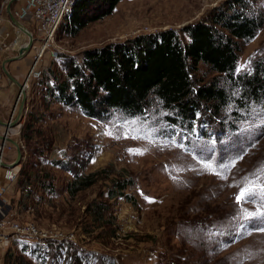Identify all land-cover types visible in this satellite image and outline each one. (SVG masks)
I'll use <instances>...</instances> for the list:
<instances>
[{
  "label": "rangeland",
  "instance_id": "rangeland-1",
  "mask_svg": "<svg viewBox=\"0 0 264 264\" xmlns=\"http://www.w3.org/2000/svg\"><path fill=\"white\" fill-rule=\"evenodd\" d=\"M226 1L122 0L111 15L90 23L76 35L67 33L63 23L38 67L45 65L47 69L57 61L54 52L80 57L85 49L140 34L169 28L181 31L185 25L204 19L212 8L223 6ZM9 2L0 0V52L2 58L5 55L4 59L17 55L12 50L13 54L8 55L5 50V46L16 39L17 31H20L23 42L29 40V36L11 20L7 12ZM25 2L17 0L12 3L17 19L16 10ZM249 6L264 14V0H250ZM23 24L32 36L39 37L29 23ZM40 46V41L34 40L28 54H34L35 58ZM262 55L264 26L251 41L243 44L237 69L246 66L239 72L250 70L254 59ZM200 73L205 77L212 75L203 64ZM5 78L4 72L2 81ZM38 79L32 77L33 81H30L33 94L20 132L15 136L21 138L27 113L33 111L39 122L34 127L38 131L33 135L36 143L30 147L46 145L47 148H41L44 151L39 156L30 153L27 160L34 161L36 168L49 171L56 189L52 195L36 194L35 201L41 200L36 201L39 209L35 211V207L28 211L11 201L12 212L17 211L15 221L34 225L39 234L37 238H26L7 230L12 240L5 248L3 264L11 253L22 256L29 264H68L65 259L71 249L66 245L68 242H73V250L79 251L83 264H88L89 254H95L91 257L95 264H100L105 258L113 264H264V231H261L264 227L257 225L259 217L246 221L240 216L241 208L255 212L259 203L247 201L237 205L235 202V196L243 186L236 182L259 168L264 152V130L257 132L252 130L253 127L251 133L245 136L241 133L239 140L224 142L226 149L231 150L225 153L222 163L230 164L235 160V165L222 172L226 178H220L201 172L198 161L203 157L204 162H209L207 157L211 155L220 163L224 148L221 150L216 145L197 156L201 142L192 138L187 144V137L159 135L162 125L151 120L116 115L101 121L85 116L79 109L54 103L46 106L42 102ZM133 120L137 121L135 127L142 132L156 129L151 142L147 138H125L127 129L123 126ZM248 123L255 125L256 119L252 118ZM198 139H201L199 135ZM180 144L185 147L176 146ZM129 149H140L143 154H135ZM75 154L82 155V164L88 160L81 167L82 173L107 168L112 170V176H118L126 170L136 181L127 192L136 198L137 204L122 197L108 199L110 183L105 179L71 198L67 184L73 179V174L55 161ZM239 155H243L240 160L237 159ZM105 175L101 172L100 176ZM174 176L177 179H173ZM94 199L108 202L110 210L107 215L114 217V225L90 221L91 216L85 209ZM220 215L224 218L221 219ZM201 224L209 226L200 227ZM115 227V236H110L109 232ZM206 229V233L203 232ZM44 237H64L65 240L52 242ZM40 238L44 239L37 240ZM57 244H62L59 249Z\"/></svg>",
  "mask_w": 264,
  "mask_h": 264
},
{
  "label": "trees",
  "instance_id": "trees-1",
  "mask_svg": "<svg viewBox=\"0 0 264 264\" xmlns=\"http://www.w3.org/2000/svg\"><path fill=\"white\" fill-rule=\"evenodd\" d=\"M121 1L75 0L63 22L66 32L78 34L90 23L111 15ZM249 5L250 0H227L223 6L212 8L204 19L185 25L181 31L169 28L140 34L85 49L80 57L59 54L57 61L38 79L42 102L46 106L54 103L79 109L85 116L101 121L116 115L151 120L162 125L159 135L187 137V144L192 138L197 139L201 142L200 154L216 145L221 150L224 148L220 154L222 163L225 153L231 150L226 149L224 142L239 140V135L251 133V130L241 132L250 119H256L249 105L264 103V55L254 59L250 70L237 71L243 44L251 41L264 26V14ZM201 64L211 76L200 73ZM229 104L231 111H227ZM38 122L33 111H29L21 136L27 158L21 163L16 202L28 211L33 207L34 211L39 209L37 202L41 198L36 202V194L52 195L56 189L50 172L36 168L34 161L27 160L30 153L39 156L44 151L41 148H47L46 145L30 147L36 143L33 135L38 132L34 130ZM252 130L259 132L264 127ZM78 154L55 161L73 174L67 184L71 198L105 179L110 183L108 199L122 197L137 204L136 198L127 192L136 183L132 175L123 170L118 176H112V170L107 168L82 173L81 167L88 160L82 164V155ZM242 157L239 155L237 159ZM258 165L264 166V152ZM101 172L106 175L101 177ZM249 201L258 202L259 209L264 210V200L257 197ZM109 210L106 200L94 199L87 204L85 212L90 214L93 223L114 225V217L107 215ZM262 220L259 218L257 225L264 227ZM204 226L209 225H200ZM109 233L115 236L116 227ZM61 245L57 244V249ZM66 245L71 248L69 257H65L67 263L83 264L79 251L73 250V242ZM6 264H29V261L11 253L6 257ZM100 264L113 263L103 259Z\"/></svg>",
  "mask_w": 264,
  "mask_h": 264
},
{
  "label": "built area",
  "instance_id": "built-area-1",
  "mask_svg": "<svg viewBox=\"0 0 264 264\" xmlns=\"http://www.w3.org/2000/svg\"><path fill=\"white\" fill-rule=\"evenodd\" d=\"M25 5H22L18 10H16V15L22 23L26 21H34L36 26V33L39 35L33 36V39H38L40 41L39 50L35 55L34 62L32 64L31 70L28 75V79L40 78L43 74L46 66L38 67L39 63L43 59L44 53L54 42L60 27L63 22L67 18L70 13L72 4L75 0H25ZM18 35L15 37L16 39L9 45L5 46V50L14 51L17 53L19 49L26 44L21 40V36L19 34L20 31H17ZM0 49H2L0 45ZM55 53V59L58 57V52ZM4 77V69L2 63V57L0 53V82ZM27 88H29V80L27 82ZM24 120V119H23ZM8 136L10 134L8 133ZM21 144L23 151V159L22 163L27 158L26 147L24 146L21 138L18 140ZM14 149V145L9 141H2L0 139V159L8 164H12L14 162H9L8 155ZM21 166H11V167H2L0 164V175H2L6 181L5 184H0V264H3V255L5 252V248L12 240V236L7 232L9 230L12 233L18 234V236H23L26 238H37L39 232L36 227L30 223L28 224H18L14 217L17 212H12V206L10 197L8 196V190L13 185L16 184L20 177ZM49 238L52 242H62L64 241V237L54 238V237H44ZM44 238H40L37 240H43Z\"/></svg>",
  "mask_w": 264,
  "mask_h": 264
},
{
  "label": "snow or ice",
  "instance_id": "snow-or-ice-1",
  "mask_svg": "<svg viewBox=\"0 0 264 264\" xmlns=\"http://www.w3.org/2000/svg\"><path fill=\"white\" fill-rule=\"evenodd\" d=\"M243 67L238 68L237 71H241ZM232 110V105L229 104L227 111ZM250 113L256 118L257 123L253 125L252 123H248L241 129V132H246L251 130L253 127H264V103H259L255 107L249 105ZM199 116V114H197ZM137 124L136 120L128 122L125 127L127 130L125 131L124 135L125 138L131 137L133 139H143L147 138L151 142L156 132V129H152L151 131L142 132L140 129L136 128L135 125ZM135 133V134H133ZM107 134L112 135L111 132ZM116 138H120L117 136ZM186 138V137H185ZM171 143L175 144L174 141ZM215 143V140L212 141ZM178 147L184 148L183 144L176 145ZM130 152H134L135 154H143L140 149H129ZM201 154L198 152L197 156ZM209 162H204V158L198 161L200 164V171L201 172H208L209 174L217 175L220 178H226L222 175V172L226 169H230L235 165V160H233L230 164H223L217 163L216 160L210 155L207 157ZM173 179H177V177H173ZM236 184H242L243 186L240 187L238 194L235 196V202L237 205H241L243 202H247L249 200H255L257 197L264 200V166L258 168L253 174L249 176L243 177L240 181H237ZM233 186H236L235 184ZM240 216L244 220H252L254 218H264V210H256L255 212H249L247 209L241 208ZM264 231V229H261ZM212 235L211 233H209ZM95 254H89L88 264H95V261L91 259V257ZM106 259V258H105Z\"/></svg>",
  "mask_w": 264,
  "mask_h": 264
},
{
  "label": "crops",
  "instance_id": "crops-1",
  "mask_svg": "<svg viewBox=\"0 0 264 264\" xmlns=\"http://www.w3.org/2000/svg\"><path fill=\"white\" fill-rule=\"evenodd\" d=\"M26 22L29 23L28 25H30L32 30L34 32H36V26H35L34 21H26ZM18 52H17V54H18ZM6 53L8 55H12L13 54L12 51H8ZM26 55H25L26 57L23 58V59L12 61V62H8L6 64L7 69L9 70V72L12 75V78H10L5 73V76L7 78H5L3 81L1 80V82H0V119H1L2 122H8V121L13 120V119H15L17 117V114H18V111H19L20 102L19 101L17 102L19 87L16 84V82L24 83L27 80L29 72H30L31 67H32V64H33V61H34V54H31V55L26 54ZM4 58H5V55H3L2 63L5 60ZM8 78L11 80L10 82H9ZM31 80H32V78L29 79V88H27L28 89L27 105H28V101L30 100V97H31V94H32V92L30 90L31 89V86H30L31 85L30 84ZM15 104H16V109H15L14 115L12 116L11 110L13 109ZM21 124H22V121H21V123L19 125L11 128L10 130L7 131L5 126L0 123V135L4 134L6 132H9L11 138L16 139L18 141L20 139V137L15 136V134H19L20 129H21ZM15 128H17L16 131L14 130ZM17 154H18L17 147L14 145V149L7 156L8 159H9L8 161L9 162H15L16 159H17ZM5 183H6V181H5L4 177L2 175H0V184H5ZM7 194L10 197V201L16 202L18 200L19 192L17 190V183L13 184L9 188ZM11 205H12V203H11Z\"/></svg>",
  "mask_w": 264,
  "mask_h": 264
},
{
  "label": "water",
  "instance_id": "water-1",
  "mask_svg": "<svg viewBox=\"0 0 264 264\" xmlns=\"http://www.w3.org/2000/svg\"><path fill=\"white\" fill-rule=\"evenodd\" d=\"M14 1H17V0H10V2L8 4V7H7V12L9 14V16L11 17V20L13 21V23L15 25H17L21 30H23L29 36V40H28V42L25 45H23L19 49V52H18V54L16 56H13V57H10V58L4 60L3 69H4V72L10 78H12V75L9 72V70L7 69L6 64L8 62H12V61H16V60L22 59L26 54H28L30 52V50L32 49V47L34 45V39H33V36H32V32L21 21H19L16 18L15 14L12 11V3ZM28 80L29 79L27 78V80L24 83L16 82V84L19 87L17 102L18 101L20 102V106H19V111H18L17 117L15 119H13V120L8 121V122H2L1 119H0V123L5 126L7 131L10 130L11 128L19 125L21 123V121L23 120V118H24L25 110H26V107H27V100H28V89H27ZM15 109H16V104L13 107V109L11 110L12 116L14 115ZM8 133L9 132H6V133L0 135V139L2 141L7 140V141L11 142L12 144H14L17 147L18 154H17L16 161L14 163H12V164H8V163H6L4 161H1V159H0V164H1L2 167H11V166L20 165L22 163V159H23V151H22L21 144L16 139H13V138L9 137Z\"/></svg>",
  "mask_w": 264,
  "mask_h": 264
},
{
  "label": "bare ground",
  "instance_id": "bare-ground-1",
  "mask_svg": "<svg viewBox=\"0 0 264 264\" xmlns=\"http://www.w3.org/2000/svg\"><path fill=\"white\" fill-rule=\"evenodd\" d=\"M23 45H25V44H23Z\"/></svg>",
  "mask_w": 264,
  "mask_h": 264
}]
</instances>
